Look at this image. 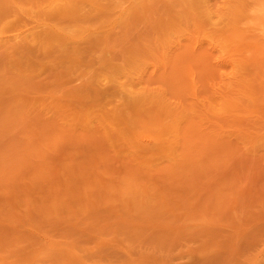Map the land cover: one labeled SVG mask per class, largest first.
<instances>
[{
	"label": "rangeland",
	"instance_id": "rangeland-1",
	"mask_svg": "<svg viewBox=\"0 0 264 264\" xmlns=\"http://www.w3.org/2000/svg\"><path fill=\"white\" fill-rule=\"evenodd\" d=\"M0 264H264V0H0Z\"/></svg>",
	"mask_w": 264,
	"mask_h": 264
},
{
	"label": "bare ground",
	"instance_id": "bare-ground-1",
	"mask_svg": "<svg viewBox=\"0 0 264 264\" xmlns=\"http://www.w3.org/2000/svg\"><path fill=\"white\" fill-rule=\"evenodd\" d=\"M87 1V0H86ZM190 1H192V2H196V3H202V0H190ZM88 4V3H87ZM209 5V4H208ZM71 6V5H70ZM65 8V7H64ZM206 8V7H205ZM261 8V7H260ZM200 9V8H199ZM67 10V9H66ZM261 11H263V10H261ZM207 13H209V12H207ZM211 13V12H210ZM45 37V36H44ZM51 38V37H50ZM177 58V57H176ZM190 67V66H189Z\"/></svg>",
	"mask_w": 264,
	"mask_h": 264
}]
</instances>
